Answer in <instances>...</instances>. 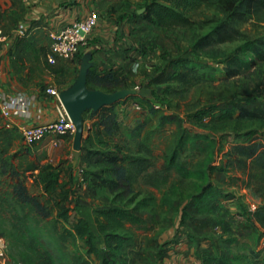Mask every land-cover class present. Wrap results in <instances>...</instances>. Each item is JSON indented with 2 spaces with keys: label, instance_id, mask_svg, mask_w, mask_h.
Here are the masks:
<instances>
[{
  "label": "trees",
  "instance_id": "1",
  "mask_svg": "<svg viewBox=\"0 0 264 264\" xmlns=\"http://www.w3.org/2000/svg\"><path fill=\"white\" fill-rule=\"evenodd\" d=\"M203 5H214L226 13L228 18L241 21L251 17L257 7L264 8V0H154L147 6V11L142 17L159 28L187 27L195 23L189 12ZM215 33L218 42H226L235 39L238 31L228 21H224ZM82 57L83 55L78 56L80 62ZM179 61L183 64V69L187 68L188 59ZM261 61H264V37L247 40L227 58L226 74L228 77L239 75ZM183 69L171 74L168 80L180 82L183 86L191 85L193 78H188L187 71ZM89 86L114 92L128 86L127 76H117L113 72L101 73L91 69ZM152 99L153 93L139 97L141 103L149 106L150 113L155 114L156 102ZM126 101L125 99L91 112V118L98 119L92 124L86 138V146H107V153L100 172L83 170L84 181L88 186L105 189L116 195L131 196L142 192L137 189L142 180L161 193L159 207L174 206L178 198L187 199L198 214L214 215L223 230L232 233L231 222L220 212V202L225 196L224 189L216 184L213 178L217 168V138L200 132L192 133L184 126L182 117L169 112L163 113L159 117L160 124L175 122L178 126V137L171 153L164 154L161 169L153 171L157 155L144 137H140L136 153L127 147L128 140L124 137L122 124L115 110L117 105ZM206 114L207 111L201 110L192 116L200 119ZM139 126L136 128H140ZM102 133L104 138L101 137ZM184 153H187L186 159L180 162L179 158ZM237 154L238 167L242 173L231 176L229 184L240 189H253L262 199V203L255 211H250L247 219L253 225L257 223L264 225V149L253 153L248 147L240 145L237 147ZM198 155H204L203 160L196 167L191 166L189 158ZM37 170L40 173L36 174ZM107 171L113 177L107 175ZM61 174L62 171L52 164L44 165L36 160L25 163L23 159L10 173L13 180L12 191L3 196L1 202L9 208L11 224L18 231L19 240L24 245L27 257H34L35 264H86L84 253L77 247V241L84 239L86 255L101 256L103 264H118V257L122 256V249L127 242L131 241L138 231L148 228L147 220L139 212L148 199H153L152 196L145 197L133 208L115 205L95 209L92 223L86 215L79 212L80 206L84 205L77 199L75 205H71L73 189L65 188ZM173 176L191 181L194 191L185 196L180 183L174 181ZM28 177H33L41 183V193L34 195L29 192L26 185ZM179 208L181 209L180 206ZM185 208L182 207L183 210ZM49 223L53 224L61 238L46 239L43 227ZM101 237L105 238L108 245L101 241ZM69 239L73 241L74 250H69L66 244ZM263 263L264 259L260 252L251 250L248 254L205 256L201 262V264Z\"/></svg>",
  "mask_w": 264,
  "mask_h": 264
},
{
  "label": "rangeland",
  "instance_id": "2",
  "mask_svg": "<svg viewBox=\"0 0 264 264\" xmlns=\"http://www.w3.org/2000/svg\"><path fill=\"white\" fill-rule=\"evenodd\" d=\"M153 1L123 0V6L131 8V13L134 14L138 13L139 9L144 8L143 13L145 14L147 6H150ZM143 13H138V15L142 16ZM189 15L195 21L191 26L169 29L154 27L153 62H149L151 73L144 85L153 93L152 100L156 102L157 113L151 114L149 106L141 103L139 96L127 98L128 101L136 99L143 106V109L138 112V118L131 130L124 126V112L119 108L115 110L118 116L122 114L119 118L126 132L124 137L128 140L127 147L135 152L140 137H144L155 151L157 156L153 171L161 169L164 163V154L171 153L178 137V126L175 122L160 124L159 117L163 113L169 112L182 117L184 126L192 133L200 132L217 138V168L213 175L214 181L224 189L225 196L231 195L233 199L235 198L232 203L235 204L233 209L237 210L235 216L241 221L236 229L242 231L241 235H246V247L257 252L256 245L264 239V225L262 223L251 224L247 215L252 209V203L259 206L258 196L253 189H248L247 193L239 197L237 193L240 188L229 183L231 176L242 173L238 167V146L244 145L253 153L264 149V61L258 62L249 70L233 77L227 76L226 66L227 58L234 54L240 44L247 40L264 37V8L257 7L251 17L241 21L228 18L226 13L214 5H203L190 11ZM224 21H228L238 31V34L235 39L218 42L215 31ZM181 59L189 60L186 64L187 68L183 69L184 66L179 61ZM182 69L187 71L186 76L188 78H193L191 85L183 86L180 82L168 80L171 74ZM201 110L207 111L204 117L198 119L192 116ZM91 112H86L85 140L81 151L82 158L80 156L78 161L82 159V162L87 164L101 161L98 164L103 169L102 163L106 157L107 146H86ZM138 125L140 128H136ZM4 129L7 131H4L0 125V237H3L8 244L9 262L11 264H35L34 257H27L24 245L19 240L18 231L11 224L9 208L1 202V199L12 191L13 180L10 173L22 159L25 163L36 160L40 164H52L62 172L65 167L44 162V157H38L33 153L34 143L27 145L21 134L20 136L12 134L11 128L7 126ZM111 149L113 150V147ZM137 155L139 154L137 153ZM186 155L187 153L181 155L179 161H185ZM203 158L204 155L189 158L190 165L196 167ZM68 161H75L73 154L68 155L66 162ZM66 162L61 161L60 163ZM100 166L98 167L100 168ZM38 173H40L39 170L36 171V174ZM27 174L30 175L29 172ZM106 174L109 175L110 172L107 171ZM82 175L84 174L82 173ZM172 178L180 183L185 196L194 191L191 181L180 180L177 176ZM63 181L65 182V180ZM26 185L29 192L34 195L42 192L41 183L33 177L27 178ZM137 189L142 192L131 196L110 193L111 195L106 200L109 202L107 204L133 208L139 201H143L145 197L150 195L153 199L145 200L146 203L140 209L145 218H151V227L149 228L155 227L159 233L162 229L159 219L162 222L174 223V210L168 209L163 212L162 208L158 206L161 193L157 189L142 180ZM78 196L77 200L79 201L81 196ZM77 200L73 197L71 205L74 206ZM100 207L102 205L92 207L84 205L80 206L79 212L86 215L94 223V210ZM156 214H159L158 220L155 219ZM187 215L191 216L190 212L185 211V217ZM252 228L254 232H252ZM43 230L48 240L61 238L51 223L45 225ZM140 232L141 230L137 234ZM134 239L135 237L127 242L126 246L130 244L132 246ZM166 240L168 239H164L163 242L165 243ZM230 240L235 242L237 238L232 236ZM101 241L106 243L104 237H101ZM66 244L69 250H74L72 239H69ZM163 244L160 245V253L165 250V244ZM77 247L84 253L85 260L88 257L85 240L79 239ZM85 263L88 264V261Z\"/></svg>",
  "mask_w": 264,
  "mask_h": 264
},
{
  "label": "crops",
  "instance_id": "3",
  "mask_svg": "<svg viewBox=\"0 0 264 264\" xmlns=\"http://www.w3.org/2000/svg\"><path fill=\"white\" fill-rule=\"evenodd\" d=\"M91 11L98 12V24L80 52L70 58L57 57L54 63H50L48 55L55 33L66 25L83 19ZM0 26L6 36L0 47V125L7 131L4 127L11 123L8 128L18 136L25 126L47 124L58 119L60 101L48 93L47 88L55 87L62 91L73 84L82 63L78 59L79 55L91 52L94 62L91 69L127 76L130 88L143 86L151 73L149 62H153L155 26L148 19L131 13V8L123 6V0H0ZM19 98L27 102L24 111L17 104ZM5 105H9V116L3 114ZM118 108L124 112V126L132 130L143 106L132 99L117 105L116 109ZM97 119L90 117L89 132ZM121 126L126 133L123 125ZM101 137H105L104 133ZM56 139L58 143L54 144ZM73 140L74 136L71 134L58 138L48 135L34 143L33 153L44 157V162L65 167L61 181L63 183L65 180L63 184L66 188L73 189L72 199H77L80 195L79 203L83 205H102L100 208L113 206L106 201L111 194L105 189L89 187L82 175L85 169L100 172L102 168L99 162L87 164L82 159L76 164L74 161L66 162L68 155L74 151ZM81 154L80 152L82 158ZM61 161L66 163H60ZM109 176L113 177L112 174ZM248 189L251 190H238V196H243ZM234 200L233 196L228 195L220 202V212L231 222L232 233L225 232L214 215L198 214L186 199L178 198L174 206L162 207L163 212L174 210L173 224L162 222L159 214H156L155 219H159L162 226L159 233L155 227L149 228L151 218H145L139 212L147 220L148 228L135 236L132 246H124L122 256L118 257V264H201L205 256L248 254L250 249L246 247V235H241L242 231L236 229L241 221L235 216L237 210L233 209ZM258 201L259 204L262 203L259 196ZM182 207H186L185 210ZM185 211L190 212L191 216L185 217ZM251 230L254 232L253 228ZM232 236L237 241L232 242ZM164 239L168 240L164 243ZM261 243L255 248L264 259ZM162 244L165 250L160 253ZM86 260L88 264H103V258L99 255H88Z\"/></svg>",
  "mask_w": 264,
  "mask_h": 264
},
{
  "label": "built area",
  "instance_id": "4",
  "mask_svg": "<svg viewBox=\"0 0 264 264\" xmlns=\"http://www.w3.org/2000/svg\"><path fill=\"white\" fill-rule=\"evenodd\" d=\"M99 14L97 11H91L86 17L80 20H76L73 23L66 25L60 31L55 33L50 44V53L48 55V61L54 63L57 57L70 58L78 54L82 46L86 43L88 36L92 30L98 24ZM83 32V34L81 33ZM6 36L4 30L0 26V47L5 40ZM47 92L55 96L59 101L60 91L55 87L47 88ZM26 101L22 98L17 100L18 106L24 111L26 107ZM3 114L9 116V105H5L3 108ZM7 127H11V123L7 124ZM76 126L64 109L61 101L59 106V117L57 120L40 125H28L22 129V139L27 145H32L38 141H41L48 135H54L56 138L71 134L74 136ZM57 139L54 140V144H57ZM252 210L257 209V205L254 203L251 205ZM261 250L264 253V239L261 243ZM0 264H9L8 244L3 237H0Z\"/></svg>",
  "mask_w": 264,
  "mask_h": 264
},
{
  "label": "water",
  "instance_id": "5",
  "mask_svg": "<svg viewBox=\"0 0 264 264\" xmlns=\"http://www.w3.org/2000/svg\"><path fill=\"white\" fill-rule=\"evenodd\" d=\"M139 9L138 13L144 12ZM83 34V32L81 31ZM93 54L86 52L82 57L79 74L72 85L60 91L59 98L67 114L76 126L73 140V155L75 163L80 158V152L85 140V113L88 111H99L105 106H111L129 97H146L152 95V91L145 85L138 88H122L114 92L95 89L89 86V71L94 66ZM90 129V128H89Z\"/></svg>",
  "mask_w": 264,
  "mask_h": 264
}]
</instances>
